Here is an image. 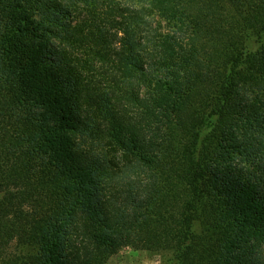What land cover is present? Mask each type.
<instances>
[{
    "label": "trees",
    "instance_id": "obj_1",
    "mask_svg": "<svg viewBox=\"0 0 264 264\" xmlns=\"http://www.w3.org/2000/svg\"><path fill=\"white\" fill-rule=\"evenodd\" d=\"M264 264V0H0V264Z\"/></svg>",
    "mask_w": 264,
    "mask_h": 264
},
{
    "label": "rangeland",
    "instance_id": "obj_2",
    "mask_svg": "<svg viewBox=\"0 0 264 264\" xmlns=\"http://www.w3.org/2000/svg\"><path fill=\"white\" fill-rule=\"evenodd\" d=\"M108 264H175V262L169 252H152L124 247L110 258Z\"/></svg>",
    "mask_w": 264,
    "mask_h": 264
}]
</instances>
